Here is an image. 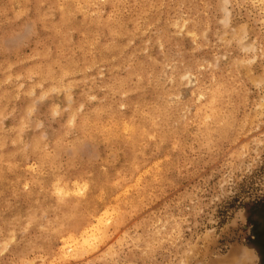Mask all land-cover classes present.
<instances>
[{
    "label": "rangeland",
    "instance_id": "obj_1",
    "mask_svg": "<svg viewBox=\"0 0 264 264\" xmlns=\"http://www.w3.org/2000/svg\"><path fill=\"white\" fill-rule=\"evenodd\" d=\"M0 264H264V0H0Z\"/></svg>",
    "mask_w": 264,
    "mask_h": 264
}]
</instances>
